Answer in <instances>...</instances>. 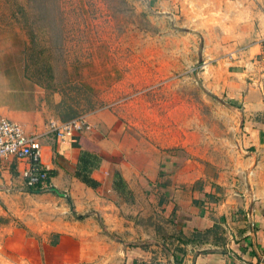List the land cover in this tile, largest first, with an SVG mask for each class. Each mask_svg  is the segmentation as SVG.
Returning <instances> with one entry per match:
<instances>
[{"label": "crops", "instance_id": "0c3cea01", "mask_svg": "<svg viewBox=\"0 0 264 264\" xmlns=\"http://www.w3.org/2000/svg\"><path fill=\"white\" fill-rule=\"evenodd\" d=\"M129 1L143 2L152 15L202 46L199 76L222 103L213 110L225 130L214 151L208 142L207 169L196 168L201 157L181 167L172 153L141 150L122 130L115 136L117 124L110 137L115 158L99 153L97 166L83 172L79 159L87 147L81 134L60 144L48 132L49 121L60 118L25 78L22 50L13 55L16 48L0 41V118L43 135L42 163L50 170L48 185L57 191H47V184L40 191L26 188L22 165L0 159V218L6 221L0 250L29 264H119L108 252V234L123 226L118 208L127 203L112 190L118 172L132 203L141 189L155 198L151 214L158 212L160 223L147 224L172 233L165 239L175 243L180 264H264V0ZM84 138L104 151L109 144V138ZM110 161L118 165L114 170Z\"/></svg>", "mask_w": 264, "mask_h": 264}, {"label": "rangeland", "instance_id": "374dc122", "mask_svg": "<svg viewBox=\"0 0 264 264\" xmlns=\"http://www.w3.org/2000/svg\"><path fill=\"white\" fill-rule=\"evenodd\" d=\"M30 30L38 45H30ZM0 41L16 48L13 55L22 50L25 78L43 93L53 114L59 117L57 104L63 94L72 97L79 109L87 101L94 103L84 113L95 111L89 119L92 128L80 134L99 141L109 138L105 151L98 148L108 159L115 158L110 137L117 124L115 136L122 130L123 137L130 135L141 150L152 147L156 154L172 153L181 167L192 157H201L194 162L200 170L209 165L203 159L215 150L214 141L225 134L213 110L222 103L211 96L199 76L202 46L152 15L143 2L0 0ZM8 50L11 56L13 48ZM110 163L114 170L116 162ZM154 202L141 189L135 203L118 208L123 226L120 232L108 234L109 258L119 264L134 259L138 264L181 263L172 252L175 243L165 239L168 234L147 224L160 223L159 213L151 214ZM5 222L0 218V226ZM0 264L29 263L0 250Z\"/></svg>", "mask_w": 264, "mask_h": 264}, {"label": "built area", "instance_id": "2783aa9c", "mask_svg": "<svg viewBox=\"0 0 264 264\" xmlns=\"http://www.w3.org/2000/svg\"><path fill=\"white\" fill-rule=\"evenodd\" d=\"M264 63V52L260 55ZM88 114H83L69 122L51 120L48 132L55 134L58 143L70 142L73 134L90 131ZM42 138L40 133H27L23 127L12 120L0 118V159L10 158L22 165L20 176L24 186L35 189L47 183L49 168L42 163Z\"/></svg>", "mask_w": 264, "mask_h": 264}, {"label": "trees", "instance_id": "16d2710c", "mask_svg": "<svg viewBox=\"0 0 264 264\" xmlns=\"http://www.w3.org/2000/svg\"><path fill=\"white\" fill-rule=\"evenodd\" d=\"M29 36H30V45H38L36 43V41H35L36 35H35L34 31L30 30L29 31ZM27 64H25V70L27 69ZM63 95H64V99L60 103L57 104V109H58L59 114H60L59 118H60V121L62 123H66V122H69V121H71L73 119H76L80 115H83L84 113H87V112L91 111L93 109V107H94V103H92L90 101H87V103L84 105V107L79 109L78 103L75 102L72 97H68L66 94H63ZM80 140H81V142L86 143V145L88 147H90V148H86L87 150H85L81 154V157L79 159V162L81 164L80 165L81 170L83 172H87L91 168L96 167L97 164L99 163V160H100L99 157H98L99 156L98 155V153H99L98 150L99 149L95 145H93L91 143H87L86 139L83 136L80 137ZM50 177H51V174H50ZM50 177H49V179L47 180V183H46L47 184L46 190L49 191V192L57 193V191L55 189H53L52 186L48 185ZM38 189H39V191L41 190V188L37 187V190ZM112 190L115 193H117V195L119 197L123 198L125 200V202H127V203H132L133 202V200H134L133 194L130 191V189L128 188V186L125 183V181L123 180L122 176L118 172L114 173L113 183H112ZM128 246L129 247H134L133 244H128ZM138 262H139L138 259H134L129 264H138Z\"/></svg>", "mask_w": 264, "mask_h": 264}]
</instances>
